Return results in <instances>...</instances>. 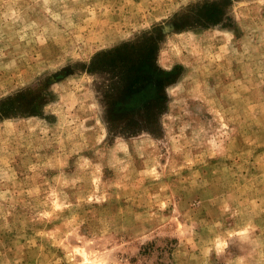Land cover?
<instances>
[{"label":"rangeland","instance_id":"374dc122","mask_svg":"<svg viewBox=\"0 0 264 264\" xmlns=\"http://www.w3.org/2000/svg\"><path fill=\"white\" fill-rule=\"evenodd\" d=\"M0 264H264V0H0Z\"/></svg>","mask_w":264,"mask_h":264}]
</instances>
